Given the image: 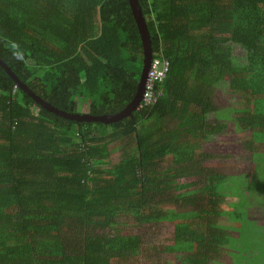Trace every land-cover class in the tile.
<instances>
[{"label": "trees", "instance_id": "trees-1", "mask_svg": "<svg viewBox=\"0 0 264 264\" xmlns=\"http://www.w3.org/2000/svg\"><path fill=\"white\" fill-rule=\"evenodd\" d=\"M137 3L152 57L170 65L149 107L108 124L70 120L35 104L0 66V264H123L142 239L112 233L121 219L191 218L175 224L173 244L163 247L190 264L214 261L246 227L264 228L251 223L244 182L204 168L210 155L195 154L228 118L264 146V0ZM0 59L61 111L80 114L86 102L90 115H114L136 94L143 46L128 0H0ZM215 87L243 106L219 110ZM116 143L121 159L109 167ZM244 147L256 153L254 141ZM258 160L264 182V153ZM187 178L200 186L168 195ZM200 196L207 217L233 226L207 219L197 232ZM231 196L239 198L231 211L216 209ZM164 204L190 209H154Z\"/></svg>", "mask_w": 264, "mask_h": 264}, {"label": "rangeland", "instance_id": "rangeland-1", "mask_svg": "<svg viewBox=\"0 0 264 264\" xmlns=\"http://www.w3.org/2000/svg\"><path fill=\"white\" fill-rule=\"evenodd\" d=\"M237 102L238 96L215 87L213 103L219 110H224L228 107L233 109L241 108L243 105L241 106ZM80 105L79 108L82 107V110H86L85 107L83 108V105ZM250 107L255 110V105H251ZM223 122L226 125L223 134L212 136L209 140L201 142L195 154L197 156L203 153L210 155L208 160L202 162L204 168L212 170L216 174L237 177V182H244L245 192L248 193L250 197L249 202L252 203L248 209L251 223L255 222L257 226L262 227L264 225V182H258L257 179L261 177L258 153H264V146L261 143L260 137L255 138L248 130L240 129L236 121L232 118H228ZM247 141H254L256 145L255 154L244 147ZM109 149L110 167L119 162L122 151L119 143L110 145ZM171 163V157L165 158L159 168H157L158 171L166 169ZM106 167L108 166H104V168ZM173 184V189L168 192L169 196L190 191L200 186L199 183H196L195 178L179 179ZM253 191L256 192L254 193ZM200 197H203L201 205L205 208L201 220L196 219V223L193 225V227H196L197 232H204V225L201 227L199 225L200 222L204 224L207 219L213 220L220 225L233 226V222L228 217L214 218L212 216L209 217V215L207 217L205 211L209 210L210 207L207 206L206 197ZM238 200L239 198L237 196L226 197L221 204L217 205L216 209L231 211V204L238 202ZM154 209L161 212L174 211L175 213H179L189 210L190 207L183 208L176 207L173 204H164ZM192 221L191 218H180L176 221L164 219L160 222L139 224L132 218L121 219L111 229V232L116 234L122 233L124 235H138L142 239V246L139 253L132 258H127L123 264H190L189 261L184 262L183 258H180V255L177 253L163 251V247L173 244L175 224L190 223ZM235 225L237 228L239 227V224ZM262 230L264 233V228ZM260 232L261 229L246 227L243 229V236L239 241L236 243L231 242L229 243V247L221 248L220 253L215 256L214 261L208 262L207 264H264V236H261ZM230 235L237 237V232L233 231Z\"/></svg>", "mask_w": 264, "mask_h": 264}, {"label": "water", "instance_id": "water-1", "mask_svg": "<svg viewBox=\"0 0 264 264\" xmlns=\"http://www.w3.org/2000/svg\"><path fill=\"white\" fill-rule=\"evenodd\" d=\"M132 15L134 17V20L136 22L138 32L140 34L141 40H142V46H143V62H142V71L139 79V83L137 86L136 94L132 101L117 114L114 115H102V116H93L88 113H81V114H69L64 111H61L50 104L46 103L44 100H42L40 97L36 96L33 92H31L26 86L20 83V81L14 76V74L11 72V70L7 67L6 64H4L0 59V66L6 71V73L17 83L18 88L23 90L29 97L33 99L35 104L42 107L48 112L54 113L58 116L79 121V122H92V123H105L108 124L110 122H114L116 120L121 119L122 117L131 114L133 111L137 110L140 104L141 95L143 92V85L146 78V74L150 65V62L152 60V51L150 46V38L147 31V27L144 23V19L142 17V12L140 10V7L137 3V0H128Z\"/></svg>", "mask_w": 264, "mask_h": 264}, {"label": "built area", "instance_id": "built-area-1", "mask_svg": "<svg viewBox=\"0 0 264 264\" xmlns=\"http://www.w3.org/2000/svg\"><path fill=\"white\" fill-rule=\"evenodd\" d=\"M169 67L168 60L152 58L144 81L139 108L149 107L155 103L158 93L155 89L156 84L163 82Z\"/></svg>", "mask_w": 264, "mask_h": 264}, {"label": "crops", "instance_id": "crops-1", "mask_svg": "<svg viewBox=\"0 0 264 264\" xmlns=\"http://www.w3.org/2000/svg\"><path fill=\"white\" fill-rule=\"evenodd\" d=\"M81 105H83V108L85 107L86 108V110H82V107L80 108V110L82 111V113H87V111H88V107H87V104H86V102L85 103H81ZM80 105V106H81ZM84 111H86V112H84ZM260 235L261 236H263L264 235V233H263V230L261 229V232H260ZM237 236H238V233H237ZM232 253H234L235 254V252L234 251H232ZM236 255V254H235Z\"/></svg>", "mask_w": 264, "mask_h": 264}, {"label": "clouds", "instance_id": "clouds-1", "mask_svg": "<svg viewBox=\"0 0 264 264\" xmlns=\"http://www.w3.org/2000/svg\"><path fill=\"white\" fill-rule=\"evenodd\" d=\"M14 90H16V87H14ZM139 108V107H138ZM81 114V113H80ZM83 114V113H82ZM89 114V113H88Z\"/></svg>", "mask_w": 264, "mask_h": 264}]
</instances>
